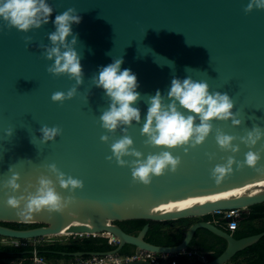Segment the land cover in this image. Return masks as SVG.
Masks as SVG:
<instances>
[{"label": "water", "instance_id": "1", "mask_svg": "<svg viewBox=\"0 0 264 264\" xmlns=\"http://www.w3.org/2000/svg\"><path fill=\"white\" fill-rule=\"evenodd\" d=\"M54 11L47 23L27 32L6 27L0 20V181L19 172L21 188L26 182L47 174L55 180L47 165L54 163L66 175L82 180L72 191L56 184L62 197H71L61 211L41 210L22 221L17 210L6 204L10 190H0V222L40 223L31 228L0 224V235L37 238L72 233L118 238L108 251H57L54 253L83 258L90 255L120 254L126 244L158 253L187 250L196 233L206 229L226 240V248L214 259L202 264H225L237 253L257 243L264 231L237 238L204 218L216 209L250 207L264 202V172L243 165L227 174L220 183L210 175L212 167L228 156L242 161L248 150L240 140L254 126L264 128V9L246 12L248 0H48ZM72 7L81 16L73 24L78 34L76 48L81 54L82 82L72 98L53 101L55 91H67L73 84L67 74L47 71L52 62L43 55L42 45L50 44L48 33L57 13ZM25 37H31L26 41ZM70 38V37H69ZM123 57L122 68L136 73L135 102L141 120L133 121L122 132H109L101 126L100 113L109 98L96 87L92 76L98 66ZM173 76H191L205 80L210 90L226 92L232 98V111L241 120H213L206 139L184 152L183 146L168 149L180 156L176 170L153 176L147 185L133 180L128 165H119L111 156L110 144L122 135L133 140L132 147L146 156L166 146L146 144L141 134L148 96L156 89L166 94ZM198 122V121H197ZM58 126L61 132L51 141H42V125ZM217 128L237 137L236 153L219 147ZM5 129H12L6 134ZM107 134L108 140L100 137ZM261 151L257 167L264 165V137L253 146ZM207 153H213L209 159ZM132 160L135 157L125 156ZM34 190V189H32ZM19 194L18 192L16 193ZM156 221L192 218L183 240L176 245H158L146 239L150 223L136 233L125 231L117 221L130 219ZM88 223L70 224L71 220ZM40 250L36 252L39 253ZM196 251V250H194ZM32 254L34 250L23 253ZM13 253V252H11ZM6 264V263H1ZM125 264H154L149 260H131Z\"/></svg>", "mask_w": 264, "mask_h": 264}, {"label": "clouds", "instance_id": "2", "mask_svg": "<svg viewBox=\"0 0 264 264\" xmlns=\"http://www.w3.org/2000/svg\"><path fill=\"white\" fill-rule=\"evenodd\" d=\"M264 9V0H248L245 11L253 8ZM54 9L48 0H0V20L5 22L6 27H15L17 30L27 32L31 28L40 27L49 22ZM81 16L72 7L57 13L51 20L54 30L48 33L50 44L42 45L43 55L52 62L47 66V71L54 74H67L75 80L67 91H55L51 95L53 101H62L72 98L77 93V85L82 82L83 70L81 54L76 48L78 34L73 32V24H78ZM70 37V38H69ZM30 41L31 37H25ZM123 57L113 58L106 65L98 66L97 72L92 76L96 87L104 90L109 98L108 107L104 109L99 120L101 126L109 132L118 127L130 125L133 121L141 120V111L135 106L140 93L137 91L138 80L136 73L130 68H122ZM234 102L226 92L210 90L205 80H196L191 76L183 78L173 76L166 94L156 89L153 95L148 96V106L144 114V123L140 129L141 134L146 136L145 143L153 146H166L159 152L149 153L146 156L132 147L133 140L128 135H122L110 144L111 156L123 166L128 165L131 169L133 180L147 185L153 176L164 173L167 169L175 171L180 163V156L174 155L168 150L172 147L183 146L184 152L189 147L202 143L213 128L212 121L231 119L233 125H239L241 120L232 111ZM198 121V122H197ZM126 132V127H121ZM6 134H11L12 129H5ZM42 141H51L61 132L58 126L42 125L39 129ZM264 137V128L254 126L247 130L239 140L248 147L242 161L234 156H228L224 163H217L212 167L210 175L216 183L233 171V164L237 168L247 165L256 167L257 171L264 172V165L257 167L261 159V151L253 150V146ZM101 140L107 141L104 134ZM237 137L217 128L215 140L220 148L236 153L240 145L233 143ZM208 158L213 159V153H207ZM125 156L135 159L127 160ZM51 176L41 173L36 177V183L26 182L23 189L19 182L20 174L9 166L11 173L6 179L0 181V190H10L6 204L17 210L22 221L30 220L33 215L41 210L61 211L71 201V197H62L56 190V184L72 191L82 187V180L72 175H66L52 163L47 165ZM34 189V190H32ZM19 193L18 195L16 193Z\"/></svg>", "mask_w": 264, "mask_h": 264}, {"label": "trees", "instance_id": "3", "mask_svg": "<svg viewBox=\"0 0 264 264\" xmlns=\"http://www.w3.org/2000/svg\"><path fill=\"white\" fill-rule=\"evenodd\" d=\"M209 216H206L208 219ZM117 223L127 232L136 233L143 228L146 223H150V228L147 232L146 239L154 244L158 245H176L179 244L185 235V232L189 225L193 223L192 218H181L177 220L168 221H156L150 219H130L117 221ZM23 224L21 228H31L41 225L40 223H19ZM203 230L200 229L198 232L203 234ZM208 231V230H207ZM264 231V202L252 205L249 207L248 213L245 215L244 220L240 222L239 229L235 230V236L237 238L256 234ZM212 234V233H211ZM215 241L207 243L204 246L200 245L199 248L192 247V244L187 249L193 252L194 249L200 251H207V257L214 259L219 256L226 248V240L212 234ZM202 242V241H201ZM219 244V245H218ZM115 247L108 242V239L102 235H84L82 237L75 236L71 237L67 242H53L50 244L38 245L37 250L40 255L46 256L49 259H75L73 256L61 255L54 253L51 250L57 251H108ZM34 246H11L0 244V262L2 259H10L16 257H28L32 254L23 253L24 251L33 250ZM136 247L131 244H126L121 254H130L136 251ZM13 252V253H11ZM209 252V253H208ZM189 254L181 255L175 262H168L169 264H202L200 258L190 257ZM194 255V254H192ZM87 257V256H85ZM192 258V259H191ZM22 264H29V261H24ZM226 264H264V236L255 244L245 248L244 250L237 253L229 262Z\"/></svg>", "mask_w": 264, "mask_h": 264}, {"label": "built area", "instance_id": "4", "mask_svg": "<svg viewBox=\"0 0 264 264\" xmlns=\"http://www.w3.org/2000/svg\"><path fill=\"white\" fill-rule=\"evenodd\" d=\"M249 207H239L232 209H216L208 214V220L219 227H223L228 231H235L239 228L240 222L244 220L245 215L248 213ZM69 235H77L70 233ZM47 236V235H46ZM46 236L37 238H14L0 235V244L11 246H34V252L28 257H16L10 260L11 264H22L24 261H29V264H125L131 260L145 259L154 264H164L170 259L176 258L180 254H189L191 251H181L176 253H158L146 249H136L135 252L130 254H107V255H90L83 258H75L71 260L66 259H49L46 256L37 253L38 245L53 243ZM84 236V235H77ZM103 237L108 239L112 245L118 243V238L110 233H103ZM75 237V236H74ZM57 242V241H54ZM204 259V258H203Z\"/></svg>", "mask_w": 264, "mask_h": 264}, {"label": "flooded vegetation", "instance_id": "5", "mask_svg": "<svg viewBox=\"0 0 264 264\" xmlns=\"http://www.w3.org/2000/svg\"><path fill=\"white\" fill-rule=\"evenodd\" d=\"M0 224H3V225H7V226H12V227H15V228H21V226H23V224H19V223H11V222H0ZM222 229H224V230H227V229H225V228H223V227H221ZM239 229V228H238ZM202 230V229H201ZM199 231V230H198ZM197 231V233H196V236H195V238H194V240H193V242H192V247H195V248H199L200 247V245L201 246H204L205 245V242L207 241V243H209V242H212V241H215V237L211 234V232L210 231H207V230H203L202 232H203V234H201V232L199 233ZM228 231V230H227ZM206 240V241H205ZM202 241V242H201ZM198 243L200 244V245H198ZM219 245V244H218ZM194 250H196V251H193V252H191V255L192 254H194V255H192V257H197V258H207V259H203V260H210L207 256V251H200V250H198V249H194ZM201 252H203L202 254H199V253H201ZM209 253V252H208ZM203 255H205V257L203 256ZM201 259V260H202ZM2 260H4V259H2ZM2 262H0V264H1ZM7 264V263H6ZM226 264V263H225Z\"/></svg>", "mask_w": 264, "mask_h": 264}, {"label": "rangeland", "instance_id": "6", "mask_svg": "<svg viewBox=\"0 0 264 264\" xmlns=\"http://www.w3.org/2000/svg\"><path fill=\"white\" fill-rule=\"evenodd\" d=\"M204 218H206V217H204ZM74 236H77V235H69V234L61 233V234L47 235L45 238L50 239L53 242L54 241L67 242L70 240L71 237H74ZM80 237H82V236H80ZM199 254H202V253H199ZM5 261L9 262V259L6 258Z\"/></svg>", "mask_w": 264, "mask_h": 264}, {"label": "bare ground", "instance_id": "7", "mask_svg": "<svg viewBox=\"0 0 264 264\" xmlns=\"http://www.w3.org/2000/svg\"><path fill=\"white\" fill-rule=\"evenodd\" d=\"M70 224H82V223H88V221H83V220H71L69 221ZM64 234H70V233H64Z\"/></svg>", "mask_w": 264, "mask_h": 264}, {"label": "crops", "instance_id": "8", "mask_svg": "<svg viewBox=\"0 0 264 264\" xmlns=\"http://www.w3.org/2000/svg\"><path fill=\"white\" fill-rule=\"evenodd\" d=\"M187 251H188V250H187ZM201 253H203V252H201ZM181 255H183V254H180V255L178 256V258H176V259H175V261H176L177 259H179ZM188 256H190V257H191L192 255H188ZM203 256L205 257V255H203ZM191 259H192V258H191ZM200 259H202V258L200 257ZM204 259H207V258H204ZM173 260H174V259H170V260H169V262H171V263H172V262H173ZM202 260H203V259H202ZM175 261H174V262H175ZM2 263H6L5 259L3 260V262H2ZM164 264H169V263H168V261H167V262H166V263H164Z\"/></svg>", "mask_w": 264, "mask_h": 264}]
</instances>
